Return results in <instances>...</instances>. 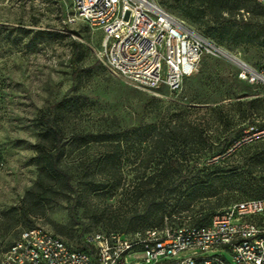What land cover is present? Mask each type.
Listing matches in <instances>:
<instances>
[{"label":"rangeland","instance_id":"1","mask_svg":"<svg viewBox=\"0 0 264 264\" xmlns=\"http://www.w3.org/2000/svg\"><path fill=\"white\" fill-rule=\"evenodd\" d=\"M154 2L230 55L256 69L264 64V8L254 1ZM69 11L68 0H0V259L30 228L78 247L87 234L131 236L144 227H123L120 218L143 214L138 184L161 167L148 162V129L113 170L101 166L107 147H70L62 164L71 172L70 183L52 199H41L40 187L46 190L50 180L38 187L34 145L41 131L37 116L50 105L70 98L71 106L58 114L67 136L126 129L141 119L145 125L173 119L196 126L201 144H195L197 133L190 135L187 155L201 164L250 123L264 125V84L239 80L225 55H203L176 92L141 89L104 65L101 32L80 22L67 24ZM221 167L226 172L218 177V194L201 202L185 200L182 209L175 206L181 201L170 200L167 210L204 215L263 195L264 139L237 150ZM184 172L190 179L192 173ZM112 177L124 185L109 189L105 182ZM165 215L153 224L158 229L192 225L189 218L181 223Z\"/></svg>","mask_w":264,"mask_h":264},{"label":"built area","instance_id":"2","mask_svg":"<svg viewBox=\"0 0 264 264\" xmlns=\"http://www.w3.org/2000/svg\"><path fill=\"white\" fill-rule=\"evenodd\" d=\"M68 1L65 22L100 31L104 65L141 89L176 92L203 55L223 50L154 0ZM253 1L264 7V0ZM226 55L239 80L264 84V64L256 69ZM260 139L264 128L249 126L211 162ZM83 246H69L41 229H26L2 253L0 264H264V197L216 211L204 226L148 228L131 236L98 232L87 234Z\"/></svg>","mask_w":264,"mask_h":264},{"label":"trees","instance_id":"3","mask_svg":"<svg viewBox=\"0 0 264 264\" xmlns=\"http://www.w3.org/2000/svg\"><path fill=\"white\" fill-rule=\"evenodd\" d=\"M254 3L256 2L254 1ZM261 7L264 8L263 6ZM77 46L78 44L75 46V57L79 54ZM72 69L74 72L77 70L76 66H72ZM70 106V98L63 99L56 104L50 105L37 116V125L41 130L38 142L34 145L36 152L35 161L38 168V187H40L39 184H42L46 179L50 180L46 190L40 187L42 190L41 199H52L58 194L57 192H63L64 186L70 183L71 172L69 169L62 166L66 152L70 147L84 149L92 145L107 147L108 149L104 152L103 158L101 159V166L102 168L108 167L110 170H113L114 167L121 166L125 150L132 148L134 143L139 144L141 141H144L147 137L144 130L148 129L150 131L148 133L150 136L148 140V162H154L156 167L159 165H161V167L156 173L149 177L148 180L138 184L141 190V200L144 203L143 214H133L132 216L124 215L120 218L123 227L134 228L139 225L144 226L134 232L148 228H157L153 224L162 223L163 219L167 217V215H165L166 212L168 215H173L174 218H177L181 223H183L186 218H189V222L192 223L190 227H200L208 224L215 212L202 215L199 213L200 210L189 214H182L181 211L173 209L168 211L169 202L174 199H176V201H181L179 204L176 203L175 206L177 207L179 205V209H182V204L185 200L201 202L202 200L206 201L208 197L218 194V177L226 172V169L221 167V165L224 164L230 156L218 159L215 162H211V159L215 156L222 155L249 126L256 125L250 123L244 127L236 137L228 141L221 149L214 152L212 151L213 153H211L209 160L201 164L199 163L198 157L190 158V155H187L190 135L197 133L195 144L196 146L201 144L198 138L200 135H198L196 126L181 123V121L173 119H168L165 123L154 122L150 125H145L141 119L137 124L126 129H104L96 133L81 131L75 135L67 136L58 120V114ZM256 126L264 128V125ZM187 128H189V130H187ZM199 149L200 147L196 149V152L199 151ZM110 172L115 175L114 171ZM183 172L188 174L192 173L191 178L184 177ZM105 185H108L111 190H116L124 184L120 178L114 179L112 177L105 182ZM172 193L175 194L174 197H171ZM262 197H264V193L263 195L248 197L243 200ZM216 206H219L218 202ZM163 228L164 226L159 229ZM119 234L127 235L124 232H119ZM83 242L84 239L82 240V245L77 248L83 249Z\"/></svg>","mask_w":264,"mask_h":264},{"label":"bare ground","instance_id":"4","mask_svg":"<svg viewBox=\"0 0 264 264\" xmlns=\"http://www.w3.org/2000/svg\"><path fill=\"white\" fill-rule=\"evenodd\" d=\"M225 53L228 54L227 52H225L224 50H222V53L221 54L227 56Z\"/></svg>","mask_w":264,"mask_h":264}]
</instances>
